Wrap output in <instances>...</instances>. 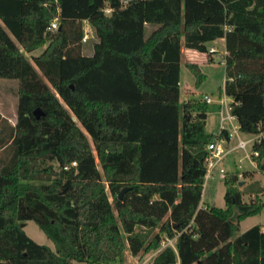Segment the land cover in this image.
Wrapping results in <instances>:
<instances>
[{
    "label": "trees",
    "instance_id": "1",
    "mask_svg": "<svg viewBox=\"0 0 264 264\" xmlns=\"http://www.w3.org/2000/svg\"><path fill=\"white\" fill-rule=\"evenodd\" d=\"M221 39L231 114L257 135L264 0H0V79L19 83L16 125L0 115V264H126L127 253L140 263L165 239L176 251L153 264H264L262 226L238 235L264 210L257 197L244 201L253 187L243 192L231 175L225 209L202 203L207 148L229 141L206 129L216 106L181 103L183 51L208 58L184 54L200 87V65L215 62L209 44ZM254 150L263 171L264 141ZM29 221L56 251L27 235Z\"/></svg>",
    "mask_w": 264,
    "mask_h": 264
},
{
    "label": "rangeland",
    "instance_id": "2",
    "mask_svg": "<svg viewBox=\"0 0 264 264\" xmlns=\"http://www.w3.org/2000/svg\"><path fill=\"white\" fill-rule=\"evenodd\" d=\"M107 14H110L109 10H106ZM85 30V38L83 54L85 56H91L93 54V43L96 41V37L93 33L90 25L85 22L84 23ZM152 28L148 27L146 32L147 36L151 33ZM216 48L219 50V54L223 57L225 56V46L223 43L219 42L216 44ZM43 52V49H40L32 54H27V57L31 56H39ZM186 57L183 54V62H186ZM219 57H215V62L213 65L215 67L211 68L206 73V80L200 87L196 86L195 77L189 73L186 67L182 66V74H181V103L189 100H203L206 95L212 96L214 100L219 99L220 94H222L224 90V80H225V68L220 65ZM18 87L19 83L17 80H9V79H0V108L8 115L11 116L14 114V117L17 119V110L19 104L18 97ZM191 89L192 92L189 94L187 89ZM231 99H229V103H231ZM237 124V123H235ZM208 132H217L219 130V116L213 111L208 114L207 119V127ZM242 139H246L247 136L245 134H241ZM237 144V138H232L230 147H234ZM98 161V160H97ZM243 161V164L240 163ZM241 166V167H240ZM225 168L228 171V176H236L239 184L236 186L239 187L243 192H245L246 188L253 187V192H246L244 194V201H249L251 196L257 197L264 204V170L262 171L258 166L257 169L250 165L249 160L245 158V152L237 151L232 156L228 158L225 162ZM240 184H243L240 186ZM246 188H245V187ZM261 187L263 190L260 195L257 196V188ZM225 193H226V185L225 181H213L207 186L203 197V205L209 204L210 206L217 208H226L225 203ZM253 197V198H254ZM260 225L264 231V210L258 216L248 218L244 220L240 225V231L238 235L246 232L250 228ZM27 235L34 240L36 243L40 245H45L50 247L53 251H56L54 243L48 239L45 233L38 227V225L29 221L26 223L24 228ZM175 243V242H174ZM152 255V254H151ZM151 255L145 257L144 260L148 259ZM153 261V260H152ZM150 261L147 264H151ZM141 263V262H140ZM135 262L133 258L127 253L126 254V264H140ZM74 264H85L81 262H75Z\"/></svg>",
    "mask_w": 264,
    "mask_h": 264
},
{
    "label": "built area",
    "instance_id": "3",
    "mask_svg": "<svg viewBox=\"0 0 264 264\" xmlns=\"http://www.w3.org/2000/svg\"><path fill=\"white\" fill-rule=\"evenodd\" d=\"M51 30H57L58 29V21L57 19L51 23L50 26ZM86 41V39H84ZM209 52L213 54V57H219V63L223 66H225V56L227 55V52L225 50L223 57L219 54V50L217 48H210ZM184 54L187 56V60L191 61L193 63L207 61V56L202 57V55L191 52V51H184ZM225 93V91H224ZM204 101L207 104H212L213 100L206 96L204 98ZM231 103H229L228 98L226 94H224L223 98L221 99L220 106L222 108L221 110V127L220 131H227L229 133V140H232V138H237V144L234 147H230L226 145V140H217L214 143H211L208 148V157H207V174L205 177V184H204V194L207 189V186L212 181H225L228 177V171L225 168V162L228 160L230 156H232L237 151H243L245 152V158L249 160L250 165L257 169L259 166V163L257 161V158L259 157V152L254 150L255 145H259L264 141V131L257 135H246V139L241 138V132L239 124L235 117L231 114ZM237 123V124H235ZM241 164H243V161H240ZM73 165H76L74 163ZM241 167V166H240ZM203 194V195H204ZM176 239H165L162 243V247L156 251L151 253L150 257L146 260H143L140 264H147L150 261H152L151 264H153L155 257L166 247H171L176 251ZM175 242V243H174ZM177 264H180L179 262Z\"/></svg>",
    "mask_w": 264,
    "mask_h": 264
},
{
    "label": "crops",
    "instance_id": "4",
    "mask_svg": "<svg viewBox=\"0 0 264 264\" xmlns=\"http://www.w3.org/2000/svg\"><path fill=\"white\" fill-rule=\"evenodd\" d=\"M219 42H221V43H223L224 44V46H225V41H224V39H221V40H217V41H214L213 43H211V44H209V47L210 48H216V44L217 43H219ZM183 54H184V51H183ZM183 65H184V62H183ZM182 65V66H183ZM185 66V65H184ZM200 67H201V69H202V71L206 74L211 68H213V67H215L213 64H207V63H205V64H202V65H200ZM187 69V68H186ZM187 71L189 72V70L187 69ZM190 73V72H189ZM181 74H182V70H181ZM224 82L226 83V78H225V80H224ZM180 88H181V82H180ZM224 89H225V84H224ZM189 91V92H188ZM187 92L190 94L191 92H192V90L191 89H187ZM224 90H223V92H222V94H220V96H219V99H217V100H214L213 99V97L212 96H209V95H206V96H208V97H210L212 100H213V103L211 104V105H214V106H216L215 108H214V114L216 113L218 116H219V130H220V127H221V110H222V108H221V106H220V102H221V99L223 98V96H224ZM205 96V97H206ZM204 97V98H205ZM228 98V97H227ZM204 100V99H203ZM228 101H229V98H228ZM218 106L220 107L219 108V110L217 109L218 108ZM0 115H1V117L2 118H4V119H7L8 120V122H9V124L11 125V126H15L16 125V122H17V119L14 117V114H12L11 116H8L1 108H0ZM213 132H215V131H213ZM231 141L232 140H229L228 142H227V146H230V144H231Z\"/></svg>",
    "mask_w": 264,
    "mask_h": 264
},
{
    "label": "water",
    "instance_id": "5",
    "mask_svg": "<svg viewBox=\"0 0 264 264\" xmlns=\"http://www.w3.org/2000/svg\"><path fill=\"white\" fill-rule=\"evenodd\" d=\"M35 114H36V115H39L40 113H39V111H36ZM242 185H243V184H240V186H242ZM127 190H128V189L123 190V192H122V193L120 194V196H119L120 199H122L123 195L126 193Z\"/></svg>",
    "mask_w": 264,
    "mask_h": 264
}]
</instances>
